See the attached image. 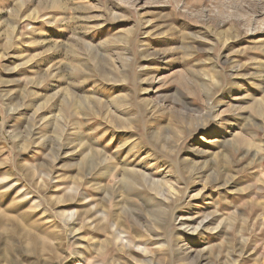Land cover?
<instances>
[{"label": "rangeland", "instance_id": "obj_1", "mask_svg": "<svg viewBox=\"0 0 264 264\" xmlns=\"http://www.w3.org/2000/svg\"><path fill=\"white\" fill-rule=\"evenodd\" d=\"M93 148L133 149L136 163L150 153L156 177L166 174L163 215L151 195L119 186L121 170L104 181L119 189L111 214L127 201L150 252L145 226L174 246L175 218H208L188 259L151 264H264V0H0V177L15 184L0 200V264L151 258L121 252L113 227L94 230L93 177L77 169ZM82 176L85 207L72 201Z\"/></svg>", "mask_w": 264, "mask_h": 264}, {"label": "bare ground", "instance_id": "obj_2", "mask_svg": "<svg viewBox=\"0 0 264 264\" xmlns=\"http://www.w3.org/2000/svg\"><path fill=\"white\" fill-rule=\"evenodd\" d=\"M15 32H16V29H15ZM209 132H210L209 137L215 135L214 129L209 131ZM31 137H33V136H31ZM41 139L43 141H41L38 138V140H40V142H39L40 144L42 142H46L45 138L44 139L41 138ZM60 140L58 141L59 145H61V142H62ZM39 143H38V146H39ZM69 146H71V145L65 144V145L61 146L60 151L70 149ZM78 152H80V151H77V155H78ZM133 153H134L133 149H130V150H128L127 153L124 154V157H121L119 152H117L115 154V156L110 157V156L106 155V153L103 150H99L96 148L91 149L89 152H87L84 155L82 153L83 157L81 158V161L77 164V169H78V171L88 172L87 175H90L93 177V180L91 182L90 187L93 186V189H94L95 194H96V197H95L96 202L92 205V207L91 206L89 207V212H90L89 214H90V217H92L91 223L93 224L94 230H96L97 232H103V231L109 232L111 230V228L113 227V230H112V231H114L113 235L115 236V239L117 240V242L120 243V245H121L120 251L121 252H126V251L134 252L133 248H136L138 251L141 252L142 255H144L146 257H151V258H148L145 260L146 264H151L150 261H154V260L158 259V257L165 258V260H170V262H173L175 260L181 262L182 260L188 259L194 251L192 250L191 247L188 246L187 241H189V238L198 235L199 232L205 228V226L208 224V218H204V219L199 220V218L196 217L194 215V213H187V214L182 215L178 218H175L173 223L176 226L177 241L174 243V246H169L168 245L169 243L167 244V242L164 240V237L161 235H158V234H160L159 232H158V234H156L157 232H155V231L153 232L152 229H150L148 226H145V224H144L145 228H147L148 233L150 232V234H151L150 235V243H152V246L154 247V250L152 249V251H155L153 253V252H150L149 249L147 248V243L143 244L140 242L141 239L144 238V236H146V235H144V233L141 234V232H143L141 229H143L144 227L142 226L141 222L139 221V218L137 217L139 215H137L136 213H131L128 210L127 206L125 205L127 203V201L125 203L120 202V200L117 201L115 206H113V208H115L116 211H115V213L111 214L112 207H110V205H111L112 200L114 199V195L116 194L117 191H119V189L115 188L114 186L109 187L108 185H106V183L104 181L108 178H111V176L115 175L119 170H121V173H122L121 178L118 182L120 187L122 186V188L124 190L127 189L128 187H130V188L133 187L132 190L134 192L136 189H138L139 194L146 192L148 196L151 195L150 196L151 198L149 199V201L147 200L144 202H146V204L148 205V206L146 205L147 207H149V206L151 207L150 209H152V212L155 213V212L160 211L161 214L162 213L164 214L167 211L169 200L167 199V197H163V195L161 193V187H160V185L164 184V182L167 181L166 180L167 179L166 174H163L164 175L163 177H156L155 168L157 166L156 163L158 164V162L154 163L155 161L152 159V155L150 153H146L144 155V157L141 159V161H139L137 163H136V160H137L138 155L133 156L132 160L129 161L130 157L132 155H134ZM71 154L75 155L76 152H73V153L70 152L68 154L65 153L63 156H61V158L65 159L67 157L74 156ZM80 155H81V153H80ZM80 155L78 157H80ZM58 158L59 157L57 156V160H59ZM117 160H120V162L122 163V166H120V167L117 166L118 165ZM110 162H113L114 164H117V165L112 166V165H110ZM1 168H2V166L0 164V169ZM164 171L166 173V170H164ZM53 174L54 173H52L50 171V174H48L46 177L50 180H51V178L54 180H56V178L57 179L60 178L59 175H57L56 177L53 178ZM12 178H13V175L10 171L6 172L5 174L2 175V177H0V190L1 189L4 190V192H0V200L3 198H6L7 194L12 193L13 188H15V184H12V182H10ZM84 179H85L84 176L79 178V183H78L79 185L77 184V191H76L77 193H74V196H76L77 198H76V200H72V201H74V203H76L80 207H85L86 204H88V203H86V202H88L86 200L88 198H86V196L85 197L80 196V183H82L84 181ZM57 181H59V180H57ZM172 187H170V188H172ZM23 189H25V188L23 187ZM175 189H177V188H175ZM170 190L172 191V189H170ZM171 191H169V192H171ZM27 192H28V190H27ZM27 192L23 194L24 195L23 199H25V200L27 199V196H29V193H27ZM124 193L122 192L121 194H124L126 196L129 195L125 191H124ZM98 194H100V195L97 196ZM101 196H103V197L101 198ZM170 196H172V195H170ZM194 198H197V197H194ZM128 199H126V200H128ZM128 201L131 202L132 200L129 199ZM23 202H25V201H23ZM191 207L193 210V209L200 208L201 205L199 203H194ZM35 208L40 209L41 205L38 204L35 206ZM129 209H131V208H129ZM143 209L145 212L146 207L144 206ZM147 209H149V208H147ZM150 209H149V211L146 210V213H150L151 212ZM43 213H46V212H43ZM152 216H153V214H152ZM63 217L67 218V223L69 225L75 223V219H76L75 213L74 214L71 213L70 215L65 213L63 215ZM87 217H88V215L85 217V219ZM140 217H142V216H140ZM50 218L51 217H49L48 219H50ZM167 221L168 220L165 217L162 219V226H164V227H162V230H164V231H166V224H168ZM170 222H171V220H170ZM197 222H198V224L196 225ZM155 224H156V222H155ZM72 229L74 230L75 228H72ZM215 230H218V229H215ZM76 232H78V230L73 232V234H75L74 236H77ZM121 234H126V235L133 234L137 241H129V240L125 241L124 238L121 237ZM161 234H163V233H161ZM200 236H202V235H200ZM54 237H55V234H54ZM79 241H80V244H79L80 246H78L77 249L82 248L81 243L83 241L81 238H78V242ZM79 251L80 250H78V252ZM98 252L100 253V248L98 249ZM135 254L139 255L138 252ZM80 257H83L85 259L87 257V255H86V253H84V254L80 255ZM83 258L80 260V262L78 264H82ZM160 259H159V261H160Z\"/></svg>", "mask_w": 264, "mask_h": 264}]
</instances>
